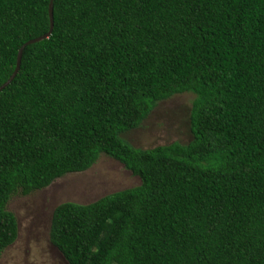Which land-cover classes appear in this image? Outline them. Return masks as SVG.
<instances>
[{
	"label": "trees",
	"instance_id": "trees-1",
	"mask_svg": "<svg viewBox=\"0 0 264 264\" xmlns=\"http://www.w3.org/2000/svg\"><path fill=\"white\" fill-rule=\"evenodd\" d=\"M47 3L0 0V84ZM183 92L187 141L123 137ZM100 153L139 183L53 207L66 264H264V0H52L0 89V252L12 194Z\"/></svg>",
	"mask_w": 264,
	"mask_h": 264
},
{
	"label": "rangeland",
	"instance_id": "rangeland-1",
	"mask_svg": "<svg viewBox=\"0 0 264 264\" xmlns=\"http://www.w3.org/2000/svg\"><path fill=\"white\" fill-rule=\"evenodd\" d=\"M192 97L191 92H183L157 102L141 124L125 131L123 137L133 146L141 148L173 140L187 141V111ZM138 183L139 179L121 163L100 153L84 171L64 174L48 186L26 195L12 194L6 209L15 217L16 236L1 250L0 264H66L48 241L53 207L63 201L87 203Z\"/></svg>",
	"mask_w": 264,
	"mask_h": 264
},
{
	"label": "water",
	"instance_id": "water-1",
	"mask_svg": "<svg viewBox=\"0 0 264 264\" xmlns=\"http://www.w3.org/2000/svg\"><path fill=\"white\" fill-rule=\"evenodd\" d=\"M47 18H48V28H47V31L38 36V37H35V38H32V39H29L27 40L26 42H24L18 49H17V52H16V56H15V63H14V68L12 70V72L10 73V75L7 77V79L0 84V89L2 87H4L5 85H7L10 80L13 78V76L15 75V73L17 72L18 68H19V62H20V55H21V50H22V47L28 43H32V42H35V41H39L43 38H45L47 35L50 34V31H51V28H52V0H48V3H47Z\"/></svg>",
	"mask_w": 264,
	"mask_h": 264
},
{
	"label": "crops",
	"instance_id": "crops-1",
	"mask_svg": "<svg viewBox=\"0 0 264 264\" xmlns=\"http://www.w3.org/2000/svg\"><path fill=\"white\" fill-rule=\"evenodd\" d=\"M138 178V177H137Z\"/></svg>",
	"mask_w": 264,
	"mask_h": 264
}]
</instances>
